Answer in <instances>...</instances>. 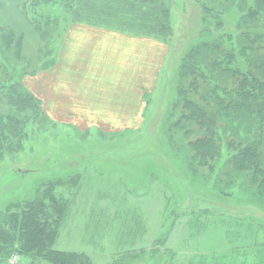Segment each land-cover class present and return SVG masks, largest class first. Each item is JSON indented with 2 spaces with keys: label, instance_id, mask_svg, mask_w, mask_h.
Segmentation results:
<instances>
[{
  "label": "rangeland",
  "instance_id": "1",
  "mask_svg": "<svg viewBox=\"0 0 264 264\" xmlns=\"http://www.w3.org/2000/svg\"><path fill=\"white\" fill-rule=\"evenodd\" d=\"M173 2L170 22L183 45L187 39L180 33L188 27L191 34L189 26H197L198 14L191 6L194 0ZM63 6L0 0V210L18 195L33 197L42 182V194L55 191L70 201L72 227H81L83 233L82 240L68 237L62 227L58 250L81 251L97 264L99 257L109 264H264V250L253 248L262 242L254 243L246 226V218L259 213L244 207L247 198L264 204V195H255L246 172L223 166L214 183L212 171L192 164L191 149L165 142L163 131L169 122L164 124V111L170 108L174 77L173 65L166 63L170 46L151 50L152 71L159 66L156 59L161 53L165 66L159 85L143 92L140 117L138 99L116 91L117 78L122 76L127 85L128 75H110L103 58L109 55L97 53L105 44L93 42L94 50L87 38L91 32L72 26ZM69 33L78 36L71 38ZM55 69L79 73L78 92L88 110L106 112L119 95L129 103V114L96 113L94 122L58 119L43 100L45 75ZM163 85L167 96L162 94ZM185 128L169 134L181 135ZM228 170L230 174H225ZM220 192L233 194L224 197ZM204 211L209 212L208 223L195 219ZM201 221L206 228L198 229ZM249 228L256 230L254 225Z\"/></svg>",
  "mask_w": 264,
  "mask_h": 264
},
{
  "label": "trees",
  "instance_id": "2",
  "mask_svg": "<svg viewBox=\"0 0 264 264\" xmlns=\"http://www.w3.org/2000/svg\"><path fill=\"white\" fill-rule=\"evenodd\" d=\"M33 1L37 6L64 5L72 25L80 23L170 46L166 63L173 65L174 77L170 108L164 111V124L169 122L163 131L165 142L191 149L192 164L212 171L214 183L223 166L238 167L254 185L255 195H264V0H194L191 6L198 23L189 26L191 34L188 27L180 33L187 39L183 45L174 37L170 22L173 0ZM164 87L162 94L167 96ZM37 112L42 113L38 108ZM183 126L187 128L181 135L169 134ZM182 172L189 181L184 168ZM214 183L210 182L212 189ZM39 186L33 197L18 195L0 210V264L13 253L24 264H91L86 254L57 249L70 201L55 191L42 194L45 183ZM244 207L259 213L246 218V226L254 243L262 242L254 250H264V204L247 198ZM207 216L209 212L204 211L195 219L201 217L208 223ZM205 223L201 221L198 229L206 228ZM253 225L255 232L249 228ZM198 229L195 233L200 234Z\"/></svg>",
  "mask_w": 264,
  "mask_h": 264
},
{
  "label": "crops",
  "instance_id": "3",
  "mask_svg": "<svg viewBox=\"0 0 264 264\" xmlns=\"http://www.w3.org/2000/svg\"><path fill=\"white\" fill-rule=\"evenodd\" d=\"M72 26L87 28L91 32L87 34L89 43L91 42L92 44L93 42H98L99 40L101 43L105 44L97 47V50H99L97 53L104 52L109 55L106 56V54H104L103 58L105 59L106 65L110 67V75H119L122 73L128 75L126 82L127 85L124 84L125 79H123L122 76L119 80L117 78V85L115 86L116 91L124 95L129 92L132 97L138 99L140 109L137 113L141 117L143 115V92L146 89L150 90V88L156 87L157 84L159 85V82H157V80H159V73L162 67L165 66V53H161L162 56L156 59V62H160L159 66L152 71L155 59L151 58V50H158V47L164 49L165 46L151 39L122 35L99 28H92L87 25H81L80 23ZM72 35L78 36L74 33H69L71 38L73 37ZM72 42V45H74V40H72ZM92 47L94 50L96 49L94 44H92ZM100 58L102 57H99V59ZM127 68H130L129 71ZM99 74L100 73L97 75ZM45 76L44 94H46L45 99H43L44 104L47 108L46 110L57 116L58 119H68L72 122H94V116L97 115L96 113L109 115L116 111H120V115L126 117L130 112L127 108L129 103L123 102L119 99V95L113 99L114 101L111 102L110 108L106 112L104 110H88L85 104L81 103L80 100L82 93L78 92L81 89V86L78 84H80L79 81H81L82 78L77 72L66 69H55ZM39 94H43L41 89L38 90V95ZM39 97L41 96L39 95ZM98 98H100V96H98ZM85 117L89 119H85ZM92 212L94 214L93 210ZM70 216L71 215L67 217L63 228L67 230L68 237L70 235H77L78 238L82 240L83 233L81 231V227L73 228L71 224L73 222L70 221ZM70 224L72 229H70ZM91 248L93 250H100L101 245H91ZM64 252L73 253L74 251L70 250ZM74 253L85 254L81 251ZM88 257L90 258L91 264H97L91 256L88 255ZM99 261L101 262L100 264H109V260H103L101 257L98 258L97 262Z\"/></svg>",
  "mask_w": 264,
  "mask_h": 264
},
{
  "label": "built area",
  "instance_id": "4",
  "mask_svg": "<svg viewBox=\"0 0 264 264\" xmlns=\"http://www.w3.org/2000/svg\"><path fill=\"white\" fill-rule=\"evenodd\" d=\"M4 264H24V262L19 254L13 253L8 257Z\"/></svg>",
  "mask_w": 264,
  "mask_h": 264
}]
</instances>
